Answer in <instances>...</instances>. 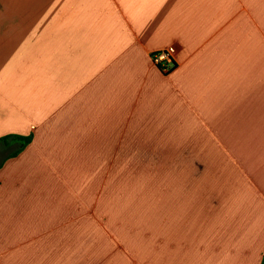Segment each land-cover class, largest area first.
Instances as JSON below:
<instances>
[{
  "label": "crops",
  "instance_id": "0c3cea01",
  "mask_svg": "<svg viewBox=\"0 0 264 264\" xmlns=\"http://www.w3.org/2000/svg\"><path fill=\"white\" fill-rule=\"evenodd\" d=\"M97 241L264 264V0H0V264Z\"/></svg>",
  "mask_w": 264,
  "mask_h": 264
},
{
  "label": "rangeland",
  "instance_id": "374dc122",
  "mask_svg": "<svg viewBox=\"0 0 264 264\" xmlns=\"http://www.w3.org/2000/svg\"><path fill=\"white\" fill-rule=\"evenodd\" d=\"M106 231H108L107 227L104 228ZM110 233V232H108ZM111 234V233H110ZM111 238H113L112 235H110ZM114 244L119 245L116 240L114 239ZM105 242H90L89 244H81V243H61L57 244V262H60L63 260V264H87L86 259L84 257L87 253H91L93 249H96V251H103L104 250ZM64 256L66 258H64ZM83 256V258H82ZM68 257H71L68 259ZM81 257V258H80Z\"/></svg>",
  "mask_w": 264,
  "mask_h": 264
},
{
  "label": "built area",
  "instance_id": "2783aa9c",
  "mask_svg": "<svg viewBox=\"0 0 264 264\" xmlns=\"http://www.w3.org/2000/svg\"><path fill=\"white\" fill-rule=\"evenodd\" d=\"M180 48V44H175L169 48L155 52L152 54V60L164 72H170L176 65L175 56Z\"/></svg>",
  "mask_w": 264,
  "mask_h": 264
}]
</instances>
